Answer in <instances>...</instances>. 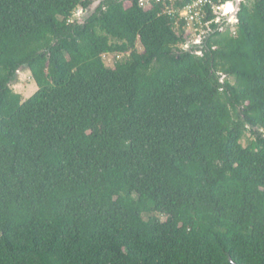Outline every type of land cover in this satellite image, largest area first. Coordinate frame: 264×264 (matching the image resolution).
Here are the masks:
<instances>
[{
    "label": "trees",
    "instance_id": "16d2710c",
    "mask_svg": "<svg viewBox=\"0 0 264 264\" xmlns=\"http://www.w3.org/2000/svg\"><path fill=\"white\" fill-rule=\"evenodd\" d=\"M92 3L0 0V264H264V0Z\"/></svg>",
    "mask_w": 264,
    "mask_h": 264
},
{
    "label": "built area",
    "instance_id": "2783aa9c",
    "mask_svg": "<svg viewBox=\"0 0 264 264\" xmlns=\"http://www.w3.org/2000/svg\"><path fill=\"white\" fill-rule=\"evenodd\" d=\"M175 1L176 0H138V6L140 8H149L153 4H161L164 7L163 13L168 15L176 13L177 20L174 26H178L179 22L183 20L186 23L185 33H190L192 39L189 40L195 43L198 36L205 31H202V27H207L212 22L216 23L217 18L226 11L228 0H193L192 3L180 10L174 9L173 5ZM82 13L83 10L79 8L74 16L81 15ZM209 13L214 16V19L207 21ZM205 19L206 21H204ZM194 38L195 40H193ZM182 48L185 49V44ZM122 57L123 55L104 54L102 59L107 67H113L115 62Z\"/></svg>",
    "mask_w": 264,
    "mask_h": 264
},
{
    "label": "water",
    "instance_id": "95a60500",
    "mask_svg": "<svg viewBox=\"0 0 264 264\" xmlns=\"http://www.w3.org/2000/svg\"><path fill=\"white\" fill-rule=\"evenodd\" d=\"M93 1L92 5L88 7L81 15L74 16V20H78L79 23H82L84 20H87L90 16H92L97 8L100 6L103 0H91ZM244 0H228L226 11L221 14L215 23V27L213 30H205L198 36L197 41L195 43L186 41L185 42V52H191L193 48H201L204 39H207L209 34H213L216 32L223 31L224 27H229L236 25L238 23V13L241 9V4ZM200 55V53H198ZM18 73V72H17Z\"/></svg>",
    "mask_w": 264,
    "mask_h": 264
},
{
    "label": "rangeland",
    "instance_id": "374dc122",
    "mask_svg": "<svg viewBox=\"0 0 264 264\" xmlns=\"http://www.w3.org/2000/svg\"><path fill=\"white\" fill-rule=\"evenodd\" d=\"M227 28L232 29L233 27L232 26L224 27L223 31ZM189 39H192V37H190ZM189 39H187V41ZM193 40H195V38ZM189 42H190V40H189ZM136 48H138V50H142L141 49L142 47L139 44L136 45ZM10 88L16 94L21 95L23 100L28 99L30 96H32L36 92V85L33 82V80L31 79L30 73L27 70H24V71L17 73L16 80H15V82H13L10 85ZM247 137H248V135H247ZM241 144L244 146L245 145L244 141H242ZM158 217L161 219V221H164V217H162V216H158Z\"/></svg>",
    "mask_w": 264,
    "mask_h": 264
}]
</instances>
